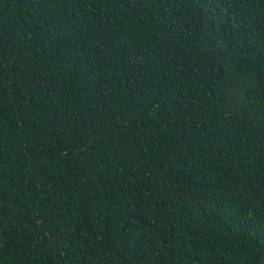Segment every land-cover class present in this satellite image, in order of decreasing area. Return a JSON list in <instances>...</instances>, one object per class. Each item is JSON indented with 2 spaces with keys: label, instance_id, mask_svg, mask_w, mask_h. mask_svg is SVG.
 <instances>
[{
  "label": "trees",
  "instance_id": "trees-1",
  "mask_svg": "<svg viewBox=\"0 0 264 264\" xmlns=\"http://www.w3.org/2000/svg\"><path fill=\"white\" fill-rule=\"evenodd\" d=\"M0 264H264V0H0Z\"/></svg>",
  "mask_w": 264,
  "mask_h": 264
}]
</instances>
